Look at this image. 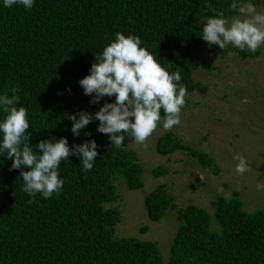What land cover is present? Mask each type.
Returning a JSON list of instances; mask_svg holds the SVG:
<instances>
[{
	"label": "trees",
	"instance_id": "16d2710c",
	"mask_svg": "<svg viewBox=\"0 0 264 264\" xmlns=\"http://www.w3.org/2000/svg\"><path fill=\"white\" fill-rule=\"evenodd\" d=\"M230 2L36 0L26 10L4 8L0 0V92L11 95L12 88L20 89L17 107L29 112V145L60 137H66L70 147L88 139L99 145L91 171L83 169L78 156H70L60 164L62 191L48 200L38 194L31 203L19 170H10L11 160L6 153L0 155V264H264V206L246 212L237 190L229 198L219 197L212 214L193 204L180 209V226L167 259L155 241L118 237L115 226L122 213L108 206L120 197L116 181L123 179L130 190L142 189L145 168L127 146L130 138L115 146L107 134L97 132L95 120L74 137L68 119L80 111L95 113L114 100L104 97L90 103L92 97L83 94L79 80L89 74L117 32L139 36L166 69L180 71L188 95L208 91L194 78L196 70L210 68L193 58L200 46L221 55H259L231 45L220 49L200 37L202 20L213 16V9L230 19L237 15L229 11ZM188 95L182 113L189 105ZM155 149L162 155L180 150L215 176L221 171L208 153L183 143L172 131L157 138ZM151 173L165 175L168 168L158 166ZM174 200L165 187L148 193L144 205L149 219L163 218L176 207Z\"/></svg>",
	"mask_w": 264,
	"mask_h": 264
},
{
	"label": "clouds",
	"instance_id": "9594fccd",
	"mask_svg": "<svg viewBox=\"0 0 264 264\" xmlns=\"http://www.w3.org/2000/svg\"><path fill=\"white\" fill-rule=\"evenodd\" d=\"M2 3L4 8L22 6L31 10L36 0H2ZM212 11L213 16L202 20L200 36L208 45L220 49L231 45L251 53L264 46V11L257 10L254 0H231L229 11L237 14L231 19L221 10ZM79 84L83 94L92 97L90 103H100L104 97H114V100L105 102L95 113L80 111L69 115L74 137H79L81 130L95 120L99 121L97 132L107 134L112 144L121 147L126 138L144 144L161 122L165 130L181 124L188 95L182 74L166 69L142 46L137 35L117 32ZM19 91V88H12L11 95L7 90L0 92V155L6 153L11 160L10 170H19L22 190L30 203L38 194L48 200L64 187L59 170L61 162L78 156L83 169L91 171L99 145L95 139H88L70 147L68 139L60 137L30 146L29 112L26 107H17ZM85 135L91 133L85 132ZM234 160L237 162L234 171L238 175L243 176L251 170L245 156L237 153ZM256 188L264 191V183H257Z\"/></svg>",
	"mask_w": 264,
	"mask_h": 264
},
{
	"label": "rangeland",
	"instance_id": "374dc122",
	"mask_svg": "<svg viewBox=\"0 0 264 264\" xmlns=\"http://www.w3.org/2000/svg\"><path fill=\"white\" fill-rule=\"evenodd\" d=\"M256 3L257 10L264 11V0ZM257 51L259 55L246 58L234 51L221 55L207 46L193 51L196 62L210 65L194 72V78L203 82L208 91L188 95L189 105L181 115L179 126L165 130L161 122L144 144L128 140L127 146L136 151L145 168L144 186L130 190L123 179L116 181L120 197L108 206H117L122 213L115 226L118 237L155 241L162 257L167 259L180 226V209L193 204L212 214L218 198H229L235 190L246 212L264 206V191L256 188L257 183H264V46ZM169 131L183 143L208 153L220 168L219 175L203 169L183 151L169 155L157 153L155 141ZM237 153L245 156L251 165V170L243 176L234 171ZM158 166L167 167L168 173L154 176L151 171ZM157 187H165L175 197L176 207L169 209L159 221H151L144 198ZM146 227L147 231L142 232Z\"/></svg>",
	"mask_w": 264,
	"mask_h": 264
}]
</instances>
